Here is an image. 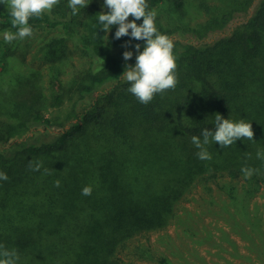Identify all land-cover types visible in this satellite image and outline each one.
Here are the masks:
<instances>
[{
    "label": "trees",
    "instance_id": "16d2710c",
    "mask_svg": "<svg viewBox=\"0 0 264 264\" xmlns=\"http://www.w3.org/2000/svg\"><path fill=\"white\" fill-rule=\"evenodd\" d=\"M241 1L249 13L252 0ZM258 2L229 35L176 53L175 89L147 105L120 78L130 61L117 27L99 29L97 5L72 16L69 0H59L30 18L33 34H50L38 50L46 83L13 53L15 42L4 41V31L16 29L0 3V140L31 132L0 150V172L8 176L0 180V245L17 251V264H209L197 248L205 244L239 264H264V159L257 158L264 152V0ZM146 3L167 36L161 9L184 23L189 6L210 9L206 0ZM81 75L88 83H77ZM78 102L79 111L46 116ZM216 114L252 123L254 137L228 148L212 142V159L201 161L192 137L214 131ZM30 161L43 166L33 171ZM245 166L259 172L245 179ZM85 186L90 196L81 194ZM194 202L197 209L188 207ZM171 227L194 246L177 243ZM231 233L247 241L248 252L240 254Z\"/></svg>",
    "mask_w": 264,
    "mask_h": 264
},
{
    "label": "clouds",
    "instance_id": "9594fccd",
    "mask_svg": "<svg viewBox=\"0 0 264 264\" xmlns=\"http://www.w3.org/2000/svg\"><path fill=\"white\" fill-rule=\"evenodd\" d=\"M0 3L6 5L11 17V25L16 29L15 32L5 30L3 39L6 43L15 40H23L33 35V29L29 24L32 17L41 18L44 13H50L59 0H0ZM89 0H69L68 7L71 9V15L79 14L80 9L87 8ZM107 9L104 12L103 9ZM155 10H148L146 0H104L102 11L97 14L100 28L105 33L111 32L113 27L115 39L129 36L137 41H145L143 51L141 45L136 44V63L135 66L125 64L124 72L120 78L126 80L130 87L128 92L144 105L149 104L156 94H164L167 90H174L178 80L176 77V58L173 55L174 44L169 36L160 34L155 26ZM134 19L129 22V17ZM143 19L141 25L136 21ZM131 30V32H129ZM107 37V35H105ZM108 39V37H107ZM130 46V42L124 47ZM133 58L132 51H124L123 59L127 62ZM101 59V58H100ZM102 63L99 64L96 71L102 70ZM200 136L192 137V144L199 149L196 153L201 161H210L211 154L207 150V145L214 142L221 148H228L241 138L253 140L254 132L252 123L245 122L244 119L233 122L224 119L220 114L215 115V130L204 129ZM258 159H264V152H257ZM42 162L30 161L29 167L33 171H39ZM48 170L45 169V173ZM241 172L245 179H250L258 173V169L242 167ZM0 180L7 181L8 176L0 172ZM55 186H60V181H55ZM84 196L92 194V187L85 186L81 192ZM19 255L15 249H7L0 245V264H17Z\"/></svg>",
    "mask_w": 264,
    "mask_h": 264
},
{
    "label": "rangeland",
    "instance_id": "374dc122",
    "mask_svg": "<svg viewBox=\"0 0 264 264\" xmlns=\"http://www.w3.org/2000/svg\"><path fill=\"white\" fill-rule=\"evenodd\" d=\"M259 0H252V2L246 7L249 9V13L246 14V12H243V9L245 7L243 6V1L241 0H206L207 4L210 6V9L202 10V12L197 11L194 6L188 7V13L186 19L189 20L188 22L184 23L180 20H174L170 13L168 11L160 10V13L158 14L159 19L163 23L164 26H166L169 30H171V34L169 35L170 39L173 41L174 48H173V55L175 58L177 57L176 53L182 54L184 50L186 49L185 46L187 43H197L199 40L200 42L205 43L207 41L214 43L216 42L220 37L229 35L232 30H234L239 24L243 23L245 20L244 18L250 17L253 12L256 10V6L259 3ZM89 5H97L100 9V12L102 11V5L104 4V0H89ZM246 9V10H247ZM104 12H107L108 10L105 8L103 9ZM157 17V15H156ZM133 20V17L130 16L129 22ZM137 25H141L143 23V19L141 18L138 22L136 21ZM194 30V31H192ZM131 32V30H130ZM194 32V33H192ZM50 34L46 35L45 33L42 34H33L31 37H27L23 40H15L10 43L12 45L14 42L17 47L13 49V53H15L16 56H23L24 62L26 65L34 68L36 71H39L40 74H42L43 82H48L50 79L49 70L47 64H45L42 61V53H40L39 47L44 46L46 42H48V36ZM130 37V35H129ZM131 38V37H130ZM118 41H120L121 45L119 49H121L123 52L128 50L133 52V59L130 60V64L132 66H135L136 63V50L135 45L140 44L141 45V51H143V47L146 42H139L137 40L132 39V43L129 47L125 48L124 45L127 44L125 39L121 37ZM49 43V42H48ZM79 55L75 54V58H78ZM177 59V58H176ZM0 69H2L0 65ZM64 77H67V75H64ZM82 75L78 78L77 83L81 84L84 81L88 83L86 80H82ZM82 102H78L76 104L67 103L64 108L61 109H48L45 110L46 116H64L66 113L74 111H79L82 107ZM74 113H70V115H73ZM71 117V116H70ZM73 120V119H70ZM68 122L67 120H65ZM55 130H61L60 127H55ZM31 132L28 133H21L17 134L15 136H11L9 138V142H6L4 140H0V150L7 147L10 143H13L15 141L24 140L26 139ZM17 138V139H14ZM201 193L196 194V198L200 201ZM261 201V200H260ZM188 207H191L192 209H197L198 203L194 202L188 205ZM214 218L207 216L205 221L211 222ZM215 223V220H214ZM219 226L225 228V230L230 231V229L227 227V225L222 222H217ZM231 232V231H230ZM169 233L172 234L175 238H177V232L174 230L173 227L170 228ZM233 240L237 244V248L240 251V254H244L247 251L246 245L247 241L242 238L241 236H238L235 233H231ZM156 236V235H154ZM155 239V237L152 238V241ZM177 243H186L191 245L192 243L189 242L187 239L181 240L180 238H177ZM193 245V244H192ZM194 246V245H193ZM208 246L207 244L198 246V250L200 251L201 255L206 258V260L209 262V264H231V262L235 264H239L238 258L232 257L229 252H222L221 254H215L217 252V249L215 247ZM210 251V252H209ZM143 264H155L152 262H147Z\"/></svg>",
    "mask_w": 264,
    "mask_h": 264
}]
</instances>
